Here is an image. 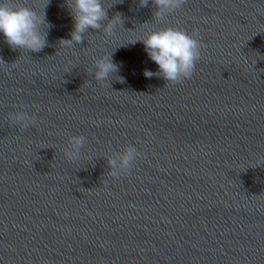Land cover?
<instances>
[{"label": "water", "instance_id": "water-1", "mask_svg": "<svg viewBox=\"0 0 264 264\" xmlns=\"http://www.w3.org/2000/svg\"><path fill=\"white\" fill-rule=\"evenodd\" d=\"M15 2L42 14L47 0ZM102 2L124 21L112 37L60 44L65 0L44 9L42 51L0 33V264H264V0H187L163 20L152 0ZM169 26L205 45L181 84L146 78L158 66L131 43ZM110 53L119 71L97 83ZM16 111L36 125L11 123ZM73 135L86 142L69 161ZM128 145L140 158L111 177Z\"/></svg>", "mask_w": 264, "mask_h": 264}, {"label": "clouds", "instance_id": "clouds-1", "mask_svg": "<svg viewBox=\"0 0 264 264\" xmlns=\"http://www.w3.org/2000/svg\"><path fill=\"white\" fill-rule=\"evenodd\" d=\"M186 2L187 0H152L156 9L153 15L156 19L163 20ZM48 3L49 0L41 14L35 8L16 3L15 0H0V33L12 50L40 52L46 47L48 35L46 29L51 27L44 12ZM148 4L149 0H139L140 7H147ZM65 6L73 18L74 26L70 33L71 39H61L59 43L69 48L81 44L89 29L98 30L104 36L112 37L115 35L116 27L123 25L124 22L119 12L109 19L108 9L104 7L102 0H65ZM199 36V29L193 28L189 34L183 28L169 26L151 31L145 38L131 43L141 42L150 60L158 66L155 73L145 69L143 75L146 78L155 75L162 77L167 83L181 84L184 80L192 78L201 59V49L205 45L201 43ZM0 63L8 64L2 58ZM15 63L14 61L11 65L15 66ZM93 68L95 69L92 73L93 79L101 84L119 71V65L113 62L111 53L94 58ZM116 76V81L124 83L123 77ZM8 119L11 123L18 124L21 129L35 126L37 123L36 116H30L26 111L10 113ZM85 142L86 138L83 135L70 136L68 147L64 149V156L69 161L78 160ZM140 156L141 153L134 146H125L122 152L114 153L107 158L108 175L111 177L128 175L134 161Z\"/></svg>", "mask_w": 264, "mask_h": 264}]
</instances>
